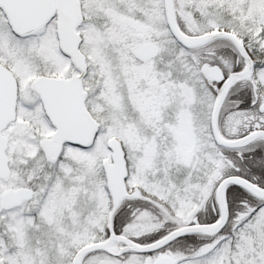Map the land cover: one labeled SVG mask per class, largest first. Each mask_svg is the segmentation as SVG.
I'll list each match as a JSON object with an SVG mask.
<instances>
[{"label": "snow or ice", "instance_id": "6c2138e0", "mask_svg": "<svg viewBox=\"0 0 264 264\" xmlns=\"http://www.w3.org/2000/svg\"><path fill=\"white\" fill-rule=\"evenodd\" d=\"M0 264H264V0H0Z\"/></svg>", "mask_w": 264, "mask_h": 264}]
</instances>
